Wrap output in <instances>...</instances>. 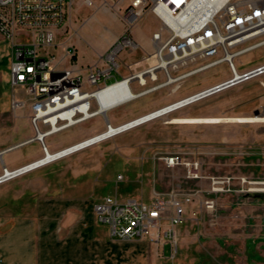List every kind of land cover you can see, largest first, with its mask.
Segmentation results:
<instances>
[{
    "label": "rangeland",
    "instance_id": "374dc122",
    "mask_svg": "<svg viewBox=\"0 0 264 264\" xmlns=\"http://www.w3.org/2000/svg\"><path fill=\"white\" fill-rule=\"evenodd\" d=\"M122 9L123 6L116 8L110 0H94L93 5L73 0L68 30L58 31L55 41L60 43L69 37L76 42L78 54L85 53L84 62L92 63L97 59L96 49L103 50L107 40L119 30ZM158 26V19L148 12L138 19L136 33L147 38ZM125 59L122 52L120 62ZM234 61L239 70L251 68L264 61V49L256 47L236 56ZM113 74L120 77L115 71ZM228 76L226 63L215 64L186 77L175 92L171 91L172 85H167L115 107L108 117L113 124L122 123L136 113L162 106ZM112 80L113 76L107 82ZM261 80L264 81V74L170 115L220 117V121L165 123L163 118L153 119L0 182V221L31 213L36 202L46 197L70 195L98 200L109 194L118 199L135 197L147 201L154 190L200 189L203 198L207 196V178L188 179L183 165L166 167L161 160L167 153L185 152L186 158L200 159L204 176L232 175L234 188L240 187L238 180L244 178V191L217 195L214 211L199 207L197 199L187 204L186 220L178 227L173 249L168 243L162 249L145 238L122 240L118 247L122 258L119 264H264V183H248L264 181V121L233 120L236 116L264 115ZM9 88L11 99L22 100L24 105L14 106L11 100L8 109L0 113V148L9 142L10 147L22 143L21 150L37 152L40 147L37 140L25 143L33 135L30 122L27 125L24 117L29 115V99L23 89L11 85ZM255 110L258 113L254 114ZM103 127L104 117L97 115L47 136L45 142L51 151L53 147L82 140ZM15 151L18 149L9 153ZM41 156L40 148L39 155L24 164ZM4 166L0 159V175ZM252 187L259 189L254 191Z\"/></svg>",
    "mask_w": 264,
    "mask_h": 264
},
{
    "label": "built area",
    "instance_id": "2783aa9c",
    "mask_svg": "<svg viewBox=\"0 0 264 264\" xmlns=\"http://www.w3.org/2000/svg\"><path fill=\"white\" fill-rule=\"evenodd\" d=\"M81 1L94 4V0ZM110 1L120 9L124 0ZM72 4L73 0H0V33L11 43L10 84L23 89L29 99L33 135L25 143L37 140L43 153L49 150L47 136L94 116L104 117L101 131L57 151L84 149L147 121L170 117L185 106L264 74V61L243 70L237 69L234 61L251 49H264V0H129L120 14L122 32L97 54L94 62L80 66L72 61L75 48L55 41ZM148 12L158 19L159 26L150 35L151 49L145 50L133 37L131 28ZM138 48L143 49L139 59L120 62L122 52ZM222 62L227 64L229 76L219 82L119 124H113L108 117L115 107L167 85H172L171 91L175 92L189 75ZM114 71L120 74L119 78ZM112 76L114 80L107 82ZM260 84L264 87V81ZM114 86L123 96L114 97L117 101L100 109L104 95ZM12 105L23 106L24 101L13 98ZM128 122L135 124L127 126ZM183 154L167 153L161 160L166 167L183 165L188 179L207 178V196L200 197V189L154 190L147 201L104 195L93 203V212L95 219L108 227L111 237L145 238L162 249L166 243L173 249L178 227L186 220L187 204L197 199L199 207L214 211L217 195L244 191V178L240 177V187L234 188L232 175L204 176L200 159ZM36 162L9 172L4 166L0 182L27 172L23 169ZM258 189L252 187L254 191Z\"/></svg>",
    "mask_w": 264,
    "mask_h": 264
},
{
    "label": "crops",
    "instance_id": "0c3cea01",
    "mask_svg": "<svg viewBox=\"0 0 264 264\" xmlns=\"http://www.w3.org/2000/svg\"><path fill=\"white\" fill-rule=\"evenodd\" d=\"M82 3L80 0V4ZM128 3L129 0H124L119 6L124 8ZM69 18L68 15V21L59 30L62 33L68 30ZM119 25V30L107 40L106 46L102 47L103 50L122 32L123 21L119 22ZM137 27L138 21L133 23L131 28L133 37L143 49L150 50L149 38L151 34L147 38H143L136 33ZM60 43L65 46H74L73 62L76 65L88 64V62H84L85 53L78 54L76 42L67 37L61 39ZM143 49L124 51L125 60L139 59ZM103 50L96 49V53ZM10 61L11 43L0 33V113L6 111L11 100L13 101L9 88L11 85L9 80ZM77 61L80 63L78 64ZM141 113H136L132 117ZM24 117L28 125V114H24ZM10 144L11 142L7 143L2 149L10 147L8 146ZM23 145L15 146L13 149H18V151L13 153H9L13 149H8L0 154V159L7 167L22 165L39 155L40 147L37 152L23 151L20 149ZM62 147H53L51 151ZM95 201L97 199L70 195L46 197L36 202L31 213L1 220L0 264H119L121 256L118 254V247L122 240L111 237L108 227L103 223L99 224L95 219L93 212Z\"/></svg>",
    "mask_w": 264,
    "mask_h": 264
},
{
    "label": "bare ground",
    "instance_id": "6f19581e",
    "mask_svg": "<svg viewBox=\"0 0 264 264\" xmlns=\"http://www.w3.org/2000/svg\"><path fill=\"white\" fill-rule=\"evenodd\" d=\"M115 88L108 91L109 93L105 96L104 100H101L100 109L106 108V106L109 104V102L117 101V96H123V92L119 89H117V86H114ZM114 98V99H113ZM227 119V118H226ZM165 123H191V122H201V121H220V117H194V116H185V115H175L170 117H164L163 118ZM233 120L239 121V122H255V121H264V115H253V116H236L233 118ZM140 122V121H139ZM138 123V122H136ZM127 126H132L135 123L128 122L126 123ZM114 127V126H112ZM75 148H65L63 150L59 151H49L47 150L45 153H43V156L37 158L34 161H37L35 165L26 167L23 169V171H30L34 168H37L41 165L50 163L56 159H59L61 157H65L73 152H76ZM10 169L7 168L6 171L9 172ZM7 172V173H8ZM6 173V174H7Z\"/></svg>",
    "mask_w": 264,
    "mask_h": 264
},
{
    "label": "water",
    "instance_id": "95a60500",
    "mask_svg": "<svg viewBox=\"0 0 264 264\" xmlns=\"http://www.w3.org/2000/svg\"><path fill=\"white\" fill-rule=\"evenodd\" d=\"M254 112H255V114H256V113H258V110H255ZM21 144H22V143H19V144H16V145H14V146H11V147L4 148V149L0 150V154L3 153V152H5V151L8 150V149H11V148H13V147H15V146H18V145H21Z\"/></svg>",
    "mask_w": 264,
    "mask_h": 264
},
{
    "label": "flooded vegetation",
    "instance_id": "af4514ba",
    "mask_svg": "<svg viewBox=\"0 0 264 264\" xmlns=\"http://www.w3.org/2000/svg\"><path fill=\"white\" fill-rule=\"evenodd\" d=\"M254 114H255V112H254Z\"/></svg>",
    "mask_w": 264,
    "mask_h": 264
}]
</instances>
